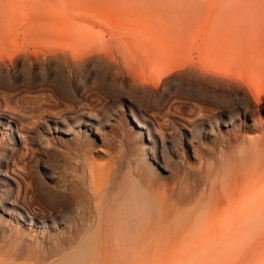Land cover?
<instances>
[{
	"label": "rangeland",
	"instance_id": "rangeland-1",
	"mask_svg": "<svg viewBox=\"0 0 264 264\" xmlns=\"http://www.w3.org/2000/svg\"><path fill=\"white\" fill-rule=\"evenodd\" d=\"M61 1L0 0V32H29L5 41L6 47L23 53L1 56L0 45V118L21 122L29 131L48 115L67 119L72 113H91L102 124L93 131L73 124L71 132L78 133L67 136L43 127L40 149L32 146L26 152L21 147L18 166L11 168L27 175L35 169L45 188L70 205L66 210L57 206L61 218L44 228L22 225L15 220L18 209L6 215L0 207V248L11 242L0 250V264H58L87 236L88 253L78 264H264V210L249 211L247 219L236 221L240 194L263 191L264 186V142H256L264 138V0ZM98 2L106 9L96 8ZM41 23L53 24L58 34H77L69 35L71 40L46 35L38 28ZM178 32L211 38L213 48L205 51L204 70L219 78L233 73L238 79L212 93L214 84L206 83L201 74L158 73V65H144L138 44L147 37ZM83 35L102 49L76 72L63 55L65 47L78 45ZM127 36L136 37L131 55L123 60L114 52L105 54L103 44ZM165 49L160 52L163 57L173 56ZM90 68L97 69L96 77H87ZM50 69L59 71L56 84L43 76ZM38 74L43 80H35ZM154 74L161 77L157 85ZM78 85L82 90L76 93ZM256 95L262 99L259 109L253 106V118L243 120L241 113L251 109ZM130 111L146 118L149 128L167 140L166 171L153 162L147 136L140 134ZM229 119L233 125L224 128ZM191 124L196 131L190 136L186 127ZM5 133L0 128V170L2 148L10 143ZM74 145L82 151L72 152ZM84 158L80 165L77 159ZM5 187L0 180V201L10 202L13 196L1 191ZM134 188L139 190L135 217L129 203ZM92 192L99 196L95 201ZM20 206L37 210L27 200ZM96 208L107 221L103 256L98 252ZM16 237L29 244L24 254L17 252Z\"/></svg>",
	"mask_w": 264,
	"mask_h": 264
},
{
	"label": "bare ground",
	"instance_id": "bare-ground-1",
	"mask_svg": "<svg viewBox=\"0 0 264 264\" xmlns=\"http://www.w3.org/2000/svg\"><path fill=\"white\" fill-rule=\"evenodd\" d=\"M20 1H21V3L26 2V0H20ZM62 1L60 2V4L61 3L63 4ZM16 2H18V1H16ZM97 4L98 5H96L95 7L98 8V9H100V8L102 9L105 6L103 4H99V2ZM113 6H116V4H114ZM20 7H22L21 4H20ZM104 9H106V6L104 7ZM117 11H118V9L115 10V12H117ZM115 12H113V13H115ZM245 13H246V11H245ZM59 14H60V12H59ZM70 15L72 16V14H70ZM260 15H261V13H260ZM7 16H8V14H7ZM205 16H207V15H205ZM199 17L201 18V16H199ZM257 24H258V22H257ZM38 28L41 29V31L44 34H46V35L54 34V36H56V35L66 36L65 39H67V40L73 39V38H70L69 35L72 36L73 34H77V33H72V34H68V35L67 34H58L57 32H55L54 25L51 24V23H41V24H38ZM124 32H125V30H124ZM27 33H29V32L22 31V32H20V34H13V33L9 32V31H2V32H0V45L3 46V50H2L3 55H1V54L0 55L1 56H8V53L18 52V51L23 53V51L20 50V49L19 50H12L11 48L6 47L5 41L6 40H13L15 38L18 39L20 36H24ZM199 33H200V31H199ZM83 36L79 39V41H77L78 45H75V46H72V47H68V46L65 47V46L62 45L63 47L66 48L65 54L63 55V59L66 62H68V61L71 62V69L72 70H76V72H78L77 69L81 65H83L87 61V59L90 58L91 55L93 56V54H99V51H101V49H102L101 47H99V46H102V44L96 46L94 44V42H91L90 41V38L88 36H85V35H83ZM143 37H145V36H143ZM135 39H136V37H133V36H127L125 38H120L119 40L111 39L109 42L103 44V48L105 47V50H106V51L104 50V52H105V54H108V52H114L115 54L119 55L124 60V58H126L129 55H131V48L130 47L132 45L133 40H135ZM91 40H92V38H91ZM167 48L170 49V50H172V52L174 53L173 56H171L169 58L163 57L164 55L163 54L162 55L160 54V52L162 53L163 50L164 49L167 50ZM212 48H213V42H212L211 38H208V37L206 38L205 36H202V35H199V34H195V33L193 34V33L178 32V33L167 34V35L158 36V37H147L144 40V42H141V44H138V50H139L138 54L141 57V59L143 60L144 65L145 64H147V65L148 64H152V65H156V66L158 65L157 66L158 73L159 72L160 73H162V72L165 73V72H170V71H180V70H182V71H187V72L193 73V74H198V75L201 74L203 80L206 83H212V84H214L215 89L211 91L213 93V92L217 91V88H218L217 86L220 85L222 88L225 86V88H226V86H228V84H230V82L231 83H234L238 78H236V76H233V73H230V75H232V76H226V77H223L222 74H219V76L222 75L221 77H223V78H219L215 74H212V73L207 72V71L204 70L203 67H207V66H204V64H203V63H205L204 62L205 61V58H204L205 53L207 52L208 49H212ZM8 51H11V52H8ZM187 52L188 53L191 52V54L189 55V54H187ZM4 53H6V54H4ZM193 53L198 54V56L193 57L192 56ZM1 58L3 59V57H1ZM8 58H9V56H8ZM24 58H26V57H24ZM2 59H0V60H2ZM253 61H255V60H253ZM227 64H226V66H227ZM242 69H243V66H242ZM226 71H227V69H226ZM58 72L59 71L56 70V69H50L46 74H44V75L42 74V75L43 76L48 75L49 80L51 79L50 82H54L56 84V80H57V76H58L57 73ZM237 72H238V70H237ZM38 73L41 74L40 72H38ZM97 73H98V71H97L96 68H90L88 70V72H87V77L90 76V78H94V77H96ZM223 73L226 74L225 71ZM39 74L34 76L36 78L35 79L36 81L43 80L40 77ZM22 75H23V73H22ZM91 76H93V77H91ZM260 76H258V77L260 78ZM243 77L245 78V76H243ZM256 77H257V75H256ZM1 79H3V77ZM19 79H21V78L19 77ZM160 80H161V77H159L158 75H155V74L153 75L152 82L155 85H157L160 82ZM32 81H30V82L32 83ZM3 82H4V80H3ZM50 82H48V83H50ZM165 82L167 84V81H165ZM23 83H21V84H23ZM25 83L28 84L29 82L28 83L25 82ZM41 83L42 82H40V84ZM242 83H243V81H242ZM37 84H39V83H37ZM43 84H44V82H43ZM51 85L52 84H50V87H51ZM79 85H81V84H79ZM79 85L74 88L76 93H78L79 91L82 90L81 89L82 85H81V87ZM1 86H2V84H1ZM39 86L40 85H38V87ZM162 86H164V85H162ZM53 87H55V85ZM62 87H63V85H62ZM49 90H50V88H49ZM203 90H204V88H203ZM208 90H209V88L207 89V91ZM64 91H65V89H64ZM254 91H255V89H254ZM57 92L59 93V91H57ZM60 92H61V90H60ZM255 92H253V93L255 94ZM61 93L64 94L65 92H61ZM166 93H167V91H166ZM194 93H196V92H194ZM256 93H258V92H256ZM168 94H169V90H168ZM172 95L173 94H171V96ZM206 95H207V93H206ZM4 96H6V95H4ZM18 96H21V94L18 95ZM212 96H214V95H212ZM67 97H68V95H67ZM222 97H225V96H222ZM37 99L34 98V102L35 101L37 102ZM244 99H246V98L244 97ZM27 100H28V103H30V102L32 103V99H31V101L29 100V98ZM190 100H191V98H190ZM195 100L198 101V99H195ZM200 100H203V99H200ZM12 101H13V99H12ZM261 101H262L261 96H259V95L254 96V101L252 100L250 102L252 104L251 109L248 112L247 111H243L241 113V116L243 117V120H245V118L247 119L248 116H249L250 119L253 118L254 115L252 114V112H253V109L255 110V108L253 106L256 105V109H259V104H260ZM16 103L17 102H15V104ZM43 103H45V102H43ZM20 108H21V106H20ZM140 108H142V107H140ZM136 109H138V108H136ZM29 110H30V108H29ZM193 110H194V108H193ZM130 112H131L130 113L131 116L134 118V121H135L137 127L140 129V134L143 135V131H144L145 134H146V136H147L148 144L151 145V147L148 148L149 149L148 150V153L151 154V158H152L153 162L156 163V165L160 168V171H166L165 166L163 165V163L165 162L164 161L163 151L165 150L164 149V143L167 140L164 142L163 137H161V136H159L157 134V132L159 130L157 131V129H156V131H157L156 132V131H153L151 128H149V125H148V122H147L146 118H144L142 115H139V114H138L139 117L137 118L136 115H133L134 112H132V111H130ZM258 112H259V110H258ZM221 113H222V111H221ZM223 113H225V112H223ZM90 114H87V113H72L71 115L69 114L70 116L67 117V119L65 117H59V116H53V115L50 116V115H48L47 117H45L43 119V122L40 123V124H38L37 126H35L37 128H34L32 131H29V130L25 129L22 125H20L21 122H20V124H18L16 122H14L13 120L8 121V119L6 120V119H1L0 118V128L4 129L6 131L5 135L8 137V140H10L9 141L10 143H6L7 145H5L2 148V153L5 156V158H4V161H2V163H1L2 164L1 166L4 169L3 170L2 169L0 170V180L5 184L6 187L4 189H2L1 191L3 192V195H9L10 197L13 196L12 197L13 199L11 198L12 200L10 202L8 200L6 201V200H3V199L0 201V207H1L2 213L6 214V215H11V212H9V211H12V210L14 211V209H16V210L18 209L19 212L16 213V218H15V220L18 221V223H22V225H26L28 227H38L40 225V226H43V228H44L45 225L48 222L54 223V221L57 219V217H60V211H59V209L56 208L57 206L59 208L61 207V208L65 209V210L69 207V205H70L69 201H67L65 199L56 198L54 194H51L49 192V190L45 188V184H44L42 178L40 177V175L38 174L39 172L38 173H34V170L35 169L33 170V174L27 175V174H25V173L22 172L23 169H20V171H19V169H14L13 170L11 167H14L15 165L18 166L16 162H19L20 161L19 153L21 151V147H23L24 149H26V152L29 151L28 148L29 147L31 148L32 146H35V148H38V149H40L42 147V144H43V138H42L43 127H44V129L46 128L48 130V132H49V130L52 129L54 131V133H60V134L62 133L63 135H66V136L67 135H72V134L73 135H76V133H78V132H76V133L75 132H73V133L71 132V129H72V125L73 124H74L75 127H78V129L79 128L80 129L81 128H85L86 131L87 130H89V131L92 130L93 131V129H96L98 125H101L102 124V122L100 120H98L97 117L92 116ZM38 117H40V116H38ZM68 120H70L71 122L68 121ZM34 122H35V120H34ZM32 123H33V121H32ZM233 123H234L233 120L232 119H229L228 121H226L224 123V128H228V127L232 126ZM34 124H36V123H34ZM39 127L40 128L42 127L41 128V131H40V128ZM186 128H187V131L190 134V136L193 135L195 133V131H196V126L195 125H192V124L190 125V127L187 126ZM158 133H160V132H158ZM252 141H255V140L252 139ZM256 142L260 143V144L257 143L259 146H262L263 145L262 143L264 142V138H260ZM69 149L72 152L74 151L76 153H77V151L78 152L82 151V149H80L78 145L70 146ZM42 152H44L43 149H42ZM33 155H34V153L29 154L28 155L29 156V159ZM37 158H38V156H37ZM77 162H79L80 165H82V164H85L86 159L85 158L82 159V160H78L77 159ZM77 162H75V163H77ZM261 163H263V161ZM32 165H33V163H32ZM33 167H34V165H33ZM17 168H19V167H17ZM231 174H232V172H231ZM262 178L264 180V175H263ZM259 188L261 189L262 187H259ZM87 190H89V192H90L91 188L88 186ZM90 194H91V200L94 199V201H95L96 198L97 199L99 198V196L97 194L93 193V192L90 193ZM232 195L234 196V194H232ZM138 198H139V190H138V188H134L133 194L129 197V203H130V206L132 207V212H133L132 215H133V217H135V211H136L135 209H133V207L135 208L136 205L138 206V204H137L138 203ZM25 200H27V202L29 204H31V205L32 204H36L37 208L36 207L35 208L38 211L35 210V209H30L28 211V210L22 209L21 206L19 207V203H22ZM237 202H238L237 203V208H238V210L240 212L237 215L236 221H240V220L242 221V220L247 219L248 212L249 211H252V212H254V211H263L264 210V186H263V191H259V192H253V190L252 191H250V190L249 191H245L244 190V192L240 194V198L237 200ZM83 207L86 208L85 206H83ZM81 209H82V207H81ZM96 209H97V212H98V215H97V218H98L97 224L99 225V231H100V235L97 238V243H98V246H99L98 252H99V255L100 256H103V254H104V252H103L104 251V245H105V242H104V239H105L104 238V225L106 224L107 221L103 217V211H102V209H100V208H96ZM82 220H84V219H82ZM133 220L136 221L135 218ZM22 236H23V234H22ZM16 239H17L18 244H19V249H17V252L19 254H24L25 246L26 247L27 246L29 247V244L26 243L22 237H16ZM90 241H91V237L90 236L85 237V239L82 241L81 245L77 249H75L71 254H69L68 256H66L58 264H78V263H80V261L83 260L84 255L88 253V247H89L88 245H89ZM10 243H7L5 245L6 248L10 247ZM5 246H3V244H2L0 250L1 249H5ZM17 252H15V253L17 254ZM11 254H13V253L11 252ZM122 254L123 253L120 252V255H122Z\"/></svg>",
	"mask_w": 264,
	"mask_h": 264
}]
</instances>
